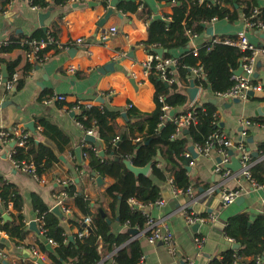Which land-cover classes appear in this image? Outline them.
Listing matches in <instances>:
<instances>
[{"label":"crops","instance_id":"obj_1","mask_svg":"<svg viewBox=\"0 0 264 264\" xmlns=\"http://www.w3.org/2000/svg\"><path fill=\"white\" fill-rule=\"evenodd\" d=\"M112 1L79 0L52 7L54 10L51 17L45 21L46 31L56 36L61 44L83 38L84 43L80 45L73 44L69 48L51 49L47 52V57L38 64L28 59L27 51L23 48L0 55V58L8 63L18 60L19 64L15 71L19 72L20 77L25 80L21 89H18L16 85L9 91L5 84L0 86V128L10 130L19 125L25 127L39 142L51 147L59 158V162L55 163L47 173L42 174L40 180H37L15 167L11 159L13 151L11 145H0V178L20 193L23 199L22 214L28 229V236L19 247L8 242L9 236L6 233L0 234V241L8 242V246L0 255L4 258L5 264H40V260L44 264H51L48 253L43 252L38 245L39 233L30 229L31 222H36L39 228L40 220L35 207V198H39L52 210L56 207V195L68 184H72L76 191L75 196L78 194L85 196L92 201V204H102L108 209L111 202L106 195V190L115 183V179L102 177V182L98 183L96 177L87 171L89 159L82 161L78 150L82 154L88 135L79 125L76 113L72 112L70 106L79 104L89 108L105 105L109 110L120 113L115 122L123 130L129 119L127 111L136 109L141 113H151L157 107L156 87L150 79V74H147L144 69L149 54L160 55L155 52V49L166 50L162 57L170 54L169 57L180 60L190 52L198 56L199 50L207 43L228 37L236 38L243 33L251 43L264 47V32L247 29L242 10H239L238 18L234 20L225 18L204 25L205 28L201 34L186 29L185 35L189 41L182 47L166 48L160 44L148 46L146 42L150 22L156 20L157 15L162 17L161 20L171 21L174 12L173 4L158 0H118L115 7L117 14L107 19L104 26L100 27L99 22L111 7ZM186 1L189 2V0ZM256 1L260 8L264 7V0ZM229 7L232 9L231 6ZM50 9L36 11L31 7L29 0H11L5 13L0 10V42L21 36H32L35 32L43 30L39 15L49 12ZM111 27H116L118 33L103 41L102 33L110 30ZM208 28L213 29L212 33L208 32ZM191 35L196 37L193 38ZM240 62V68H242V59ZM30 63L36 66L26 75ZM255 63L256 67L258 63L261 67L259 83L256 84L260 89L255 90L253 95L248 94L245 99H239L237 103L234 99L218 98L210 90L197 85L195 80L198 76L192 70V77L188 81L177 79L180 94H182L181 87L189 86L192 80L197 87H200V93L192 106L204 102H211L218 106L217 115L222 131L234 141H239L242 131L248 128L249 137L245 141L248 144L247 150L252 155L253 166L264 160L260 149V145L264 144V54L255 55ZM72 66L76 67L74 73L69 72ZM49 95H64L66 100L48 104L45 99ZM182 95L185 101L178 109L180 112L192 107L187 105L188 97ZM170 112H168L169 116ZM41 120L59 128L65 135V139L45 136L43 129L38 130ZM244 120H249L251 125L245 127ZM131 121L136 122L137 119L133 118ZM29 123L34 124L35 131L27 126ZM94 137L99 145L97 147L99 153L102 151L105 153L106 149L102 146L99 137L96 135ZM194 146L199 157H193L192 164L189 165L191 171L188 172L201 187L191 186L192 196L177 195L174 193L171 179L166 182L156 181L161 189V199L165 204L160 206L156 203L145 206L138 203L136 205L144 214L169 226L177 247L174 255L170 254L161 242L150 243L147 240L146 226L144 229L136 228L139 233L131 235L128 229L133 227L121 226L117 219L112 220L115 233H126L130 237L129 242L141 241L143 264H187L189 262L210 264L214 259H222L227 250H234L235 241L225 234V226L229 219L240 213H248L251 216L264 213V190L255 189L242 176L241 168L236 171L229 168L228 173L223 170L217 171L221 158L218 145V147L212 145L204 154H200L196 145ZM231 151L233 154L230 153ZM255 152L259 154V157L253 155ZM229 154L231 161L234 157L239 159L242 155L237 150H229ZM157 158L159 160L156 162L163 166L164 161L160 159V156ZM226 190H241L242 195L236 203L225 206L222 204L221 197ZM66 204L70 211L67 214L63 213L64 217L60 218L67 235L72 237L80 234V231L68 220L73 218L75 213L80 218L85 217L76 207L73 197H69ZM9 211L17 215L12 206ZM188 214L204 216L207 220L189 222ZM197 224L200 226L195 228ZM83 234L88 236L89 232L85 231ZM197 238L205 239L201 250L196 245ZM34 251H38L39 256L34 254ZM112 255H106L99 264L112 262ZM242 261V257H237L233 264H243Z\"/></svg>","mask_w":264,"mask_h":264},{"label":"trees","instance_id":"obj_2","mask_svg":"<svg viewBox=\"0 0 264 264\" xmlns=\"http://www.w3.org/2000/svg\"><path fill=\"white\" fill-rule=\"evenodd\" d=\"M30 1L41 11H47L52 7L79 0ZM158 1L173 4L174 12L171 21L156 19L150 22L146 42L148 46L160 44L166 48L182 47L189 41L185 35L186 29L201 34L204 25L214 20L238 18L239 10L243 11L245 18H249L257 9L259 14L253 20L264 22V7L260 8L256 0ZM10 2L11 0H0V10L3 13L7 11ZM49 34L51 33L41 29L32 36H21L0 42V55L17 48L31 52L30 42L47 41ZM55 47L48 45L41 50L40 58H46L47 52L56 49ZM250 55V51H242L238 47L210 42L199 50L198 56L190 52L180 58L181 65L177 68V79L188 81L192 77L191 69L202 68L205 77H198L195 83L216 95L229 90L235 84L233 75L240 68L241 59L243 63L244 58ZM18 64V60L8 63L0 58V79L4 65L7 66L8 79H11ZM35 66L30 63L26 75ZM149 76L156 87L157 107L151 113H141L136 109L127 111L129 119L123 130L115 122L120 115L117 111H111L105 105L89 108L80 105V110L76 113L77 120L85 131L94 128L95 135L106 149V156L101 157L97 148L99 145L87 141L82 149V161L89 159L87 171L91 175L96 172L103 178L115 179V183L106 190V195L111 199L108 209L102 204H92V201L85 196L79 194L75 196L76 191L72 184L64 187L63 191L74 198V203L81 214L91 219L90 231L85 227V218H80L78 214L75 213L74 217L68 220L71 225L79 228L80 233L89 232L88 236L83 237L76 234L71 239L62 225L61 218L39 198H35V207L40 220L38 245L43 252L48 253L51 264H99L106 255L110 254H113V261L108 264H142L141 241L129 242L130 237L126 233H115L112 220L117 219L121 226L144 229L148 216L132 201L135 200L145 206L156 204L161 199V189L156 181L166 182L171 179L176 187L182 189L189 186L201 187L186 169V166L193 161L192 155L187 157L186 154L190 152V145L206 147L212 142L213 133L218 129L222 130L217 115L218 106L211 102L196 103L180 112L178 109L184 104L185 97L178 92V83L166 84L155 70H152ZM252 82L255 85L259 83V79L253 78ZM24 83V78L20 77L18 89H21ZM50 96L52 95L45 100ZM74 106L76 105L70 108ZM165 106L169 107V111L163 110ZM170 111H174L175 114L169 116ZM189 111L194 113L196 121L189 126L187 134L177 135L175 120ZM133 118L137 121L132 122ZM38 127H41L43 134L49 138L65 139L62 131L50 122L41 120ZM260 149L264 155V144L260 145ZM13 150V159L33 162L38 168L39 176L47 173L55 163L59 162L56 152L39 142L33 135L28 138L25 147L15 146ZM159 156L164 161V165L154 162L148 175L136 177L125 164V161L132 160L134 166L143 168ZM251 173L255 181L264 184V160L252 166ZM10 206L17 215L9 211ZM22 209L23 199L20 193L0 178V231L6 233L9 236L8 242L14 243L17 247L22 246L28 236ZM5 214L12 218L4 220ZM225 234L241 247L237 251L227 250L222 259H214L210 264H233L237 257L243 258V264H264V213L257 216L240 213L231 217L225 226ZM50 241L54 243L51 244L52 252L47 248ZM8 242L0 241V255L8 246ZM3 259L0 257V264H5Z\"/></svg>","mask_w":264,"mask_h":264},{"label":"built area","instance_id":"obj_3","mask_svg":"<svg viewBox=\"0 0 264 264\" xmlns=\"http://www.w3.org/2000/svg\"><path fill=\"white\" fill-rule=\"evenodd\" d=\"M30 1V0H29ZM218 1V0H213ZM31 7L36 11H41V9L33 5L31 3ZM259 14V11L256 9L253 14L249 18H245V26L247 29H257L264 32V22L262 21H254L253 19ZM118 33V30L116 27H111L110 30L104 31L101 35V39L103 41H106L111 36H114ZM193 38L196 37V35H191ZM84 43L83 38H77L76 40H73L71 42H68L66 44H61L56 36L53 34L48 35L47 41H37L33 40L30 42L31 45V52H27V57L30 61H35L36 63L41 62L44 58H40V51L43 50L48 45H54L56 46V49H62V48H69L71 45H80ZM213 43H224L229 46H234L240 48L242 51H250V56L245 57L242 63L243 72L247 75V77L244 76H238L234 73L233 79L235 81V84L227 91L222 93H217L216 96L218 98H222L224 100H233V99H245L248 97L249 91H255L260 89L256 84H253V78L254 73L256 72V63H255V55L257 54H264V47H259L257 45H254L249 41L246 34L243 33L240 36L234 37H228L221 40H215ZM8 44V43H7ZM181 65L180 60L176 58L171 57H162L160 55H157L155 53L149 54V57L147 59V62L144 65L145 72L147 74H150L152 70H155L156 73L159 75L160 79H162L163 82L166 84L172 85L177 83V73L176 70L178 66ZM76 70V67L72 66L69 68L70 73H74ZM198 77H205V72L202 68H194L191 69ZM20 78V74L17 71H14L12 78L8 79L7 83L3 82V77L0 79V86L5 84L7 90L11 91L14 89V87L18 84V80ZM66 100V96L64 95H52L50 96L46 101V103H53V102H64ZM72 112L78 113L80 110V105L77 104L76 106L71 108ZM164 111H169V107L165 106L163 108ZM194 113L191 111L187 112L186 114L180 115L176 120L177 129L176 134L180 135L183 133L185 129H188L189 126L192 124V122H195ZM243 124L245 127H249L251 125V122L249 120H244ZM79 125L83 127V125L79 122ZM248 128L244 129L241 133V139L239 141H234L232 138H230L228 135H226L221 129L216 130L213 135L211 136L212 142H210L206 147H200L197 146V149L200 154H204L208 152L209 148L212 145L217 144L220 149V163L217 165V171L223 170L226 173L229 172L228 164H231V156L229 154V150H237L242 153L241 157L238 159L241 164V170H242V176L245 177L251 185L255 189L264 190V184H259L252 176L251 168L253 166L252 161V155L247 150V145L245 142V139L248 137L247 130ZM38 130H42L41 127H38ZM88 136H95V129L91 128L86 131ZM31 136L30 132L25 129V127L22 126H15L11 128L10 130L0 128V145H11L12 149H14L15 146L17 147H25L26 142L28 141V138ZM139 140V139H138ZM13 152H11V159L13 160V163L16 168H19L28 174L32 175L37 180H40L42 177L38 175V168L33 162H28L26 160L23 161H15L13 159ZM192 155L191 152L187 153L186 156L190 157ZM193 157V155H192ZM192 164V163H191ZM190 164V165H191ZM172 183V182H171ZM173 190L174 193L177 195H193V188L189 186L186 189H182L179 187H176L173 183ZM242 195L241 190H226L222 193V204L232 205L236 203ZM69 198V195L66 191H61L58 195H56L57 203L56 207H58L63 214L69 213V208L67 207V200ZM132 203L136 206L138 203L137 201L133 200ZM158 205L162 206L164 205V200L159 199L156 202ZM148 216V215H147ZM187 220L189 222H204V217H199L196 215L188 214ZM85 224L87 226L91 225V219L86 218ZM146 238L150 243H157L161 242L165 245L167 251L174 255L177 251L175 238L173 235V232L169 228L168 225L159 223L154 218L148 216L147 222H146ZM40 231V230H39ZM2 232L0 231V234ZM80 237H83L84 234L80 233ZM232 240V239H231ZM196 245L199 250H201L204 247L205 239L204 238H197L195 240ZM50 244H54L52 241L49 242ZM52 246V245H51ZM2 254V253H1ZM34 254L39 256L38 251H34ZM5 257V256H3ZM144 260V258H143ZM143 264V262H142ZM187 264H192V262H189Z\"/></svg>","mask_w":264,"mask_h":264},{"label":"water","instance_id":"obj_4","mask_svg":"<svg viewBox=\"0 0 264 264\" xmlns=\"http://www.w3.org/2000/svg\"><path fill=\"white\" fill-rule=\"evenodd\" d=\"M117 2H118V0H113V1L111 2V7L107 10L105 16H104V17L101 19V21L99 22V26H100V27H103V26H104V24H105V22L107 21V19H109L111 16L117 14V12L115 11V7H116ZM53 10H54V9L51 8L49 12H47V13H41V14L39 15L40 23H41V26H42V28H43L44 30H46V27H45V21H46L49 17H51V13H52ZM156 18H157V19H162V17H161V16H158V15L156 16ZM212 30H213L212 28H208V32H209V33H212ZM155 52L158 53V54H160V56H162V54H163L164 52H166V50H163V49H155ZM260 68H261V67H260V63H258V65H257V67H256V72L254 73V77H255V78H258V77H259V74H260ZM2 69H3V74H2L3 82H4V83H7V81H8V76H9V75H8V72H7V68H6V66H3ZM235 74L238 75V76H241V75H242V76H244V77H247V75L243 72V69H242V68H240L239 70H237V71L235 72ZM180 91H181L182 94H184V95H186V96L188 97L187 105H188V106H192V105L195 103V101H196V99H197V97H198V95H199V93H200V87H197V86L195 85V83H194V80H192V81L190 82L189 86H187V87H186V86H185V87H181V90H180ZM248 94H249V95H253V94H254V91L251 90V91L248 92ZM100 101L103 102V99L100 98ZM213 102L216 103V101H213ZM234 102H236V103L239 102V99H234ZM174 114H175L174 111H171V112H170V116H173ZM27 126H28L32 131H35V127H34V124H33V123H29ZM187 133H188V129H185V130L183 131V134H187ZM86 140H87V141H90V142H95V141H96V138H95L94 136H87ZM189 151L192 153V155H193L194 158H198V157H199V154L196 152V150H195V146H194V145H192V146L190 147ZM230 153L233 154L232 151H231ZM80 154H81V153H80V150H78V155H79V158L81 159V155H80ZM159 154H160V153H159ZM104 155H105V153H104L103 151L100 152V156H103V157H104ZM253 155H254L255 157H259V154L256 153V152L253 153ZM158 160H159V158H157V159L151 161V163H149L146 167H143V168H140V167H136V166H134L133 163H132V160H127V161H125V164H126L128 170H130L132 173H134V174L136 175V177H139L140 175H148L149 172H150V170H151L152 164H153L154 162L158 161ZM227 166H228L229 168L235 170V171L241 168V164H240L239 160H238L237 158H235V157L233 158L232 163H231V164H228ZM186 169H187L189 172L191 171V167H190V166H186ZM92 175H93V177H96V180H97L98 183H101V182H102V177L99 176L98 173L93 172ZM52 212H54L56 215H58V216L61 217V218L64 217V215L61 213V211H60V209H59L58 207L53 208V209H52ZM3 218H4V220H9V219H11L10 216L7 215V214H5V215L3 216ZM199 226H200V225L197 224V225H195V228H197V227H199ZM85 227H87L89 231L91 230L89 226L85 225ZM30 229L33 230V231H35V232H37V233L40 232V231H39V228H38V225H37L36 222H31V223H30ZM128 232H129L131 235H136V234L139 233L138 229H136V228H129V229H128ZM71 239H72V237H71ZM240 247H241V246H240V244H238V243H234V244H233V249H234V250H238V249H240ZM47 248H48L51 252L53 251V248H52L51 244H47ZM39 263H40V264H44L41 260L39 261Z\"/></svg>","mask_w":264,"mask_h":264}]
</instances>
